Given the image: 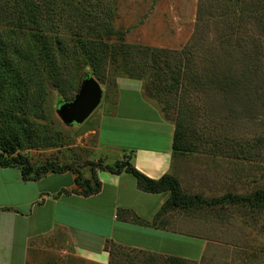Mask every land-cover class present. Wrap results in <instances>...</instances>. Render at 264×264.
Returning <instances> with one entry per match:
<instances>
[{"label": "rangeland", "instance_id": "1", "mask_svg": "<svg viewBox=\"0 0 264 264\" xmlns=\"http://www.w3.org/2000/svg\"><path fill=\"white\" fill-rule=\"evenodd\" d=\"M63 1L59 4H67L76 15L73 24L80 35L92 38L97 46L103 42L116 46V59L102 62L96 72L90 65L80 71L83 79L93 77L103 90L101 104L81 125L64 124L57 109L76 95L83 79L75 86L49 83L43 101L32 98L22 110L11 108L7 99L0 103V130L17 133L22 141L18 153L27 155L35 167L52 160L69 163L88 178L89 161L114 165L125 160L132 151L97 145L96 131L107 116L101 127L108 146L117 145L118 137L131 144L145 142L142 133L108 116L121 101L126 102L124 87L139 85L142 94L136 98L144 103L128 101L131 106L125 104L120 111L133 107L143 116L148 103L174 132L179 129L177 144L183 149L176 152V179L184 198L213 201L228 194L252 197L264 191L263 21L240 20L227 0ZM245 1L249 5L252 0ZM42 3L31 0L23 8L29 19L43 23L34 26L32 33L49 34L53 21L58 24L52 31L69 39L73 30L65 26V16L60 19L55 11L41 12ZM59 4H53L57 12ZM228 9L231 15L223 19ZM119 69L125 74L118 75ZM11 115L23 118L28 136L11 121ZM143 130L155 135L157 144L167 142L166 128L149 124ZM180 210L212 228L206 235L210 248L200 261L165 256L149 260L138 251L116 248L110 264H264V207L196 202ZM132 213L130 217L136 215ZM28 264L93 263L64 252L59 240L44 239L35 244Z\"/></svg>", "mask_w": 264, "mask_h": 264}, {"label": "crops", "instance_id": "2", "mask_svg": "<svg viewBox=\"0 0 264 264\" xmlns=\"http://www.w3.org/2000/svg\"><path fill=\"white\" fill-rule=\"evenodd\" d=\"M125 88L126 102L123 105L121 101L108 116L142 133L145 142L131 144L118 137L117 145L108 146L102 137L104 116L96 131L97 145L132 151L130 162L150 179L158 180L166 174L178 178L173 126L148 103V113L143 116L137 115L133 107L120 111L125 104L131 106L128 101L144 103L136 98L141 93L139 85L128 84ZM149 124L166 128L167 142L157 144L155 135L143 130ZM97 177L100 191L84 196L75 191L81 189L71 172L49 173L37 181H26L19 168L0 165V264H28L35 244L44 239L59 240L64 252L93 264H110L111 254L106 248L110 244L195 262L210 248L211 240L206 235L212 228L205 221L180 209H169L157 217L170 198L169 191L144 192L129 173L98 171ZM121 209L134 212L144 224L131 222L119 214Z\"/></svg>", "mask_w": 264, "mask_h": 264}, {"label": "trees", "instance_id": "3", "mask_svg": "<svg viewBox=\"0 0 264 264\" xmlns=\"http://www.w3.org/2000/svg\"><path fill=\"white\" fill-rule=\"evenodd\" d=\"M41 1L43 2L41 12L45 10L47 13L51 12L53 14L55 11L56 17L60 19L63 15L65 16L66 24L63 23L70 31L71 29L73 30V34H70L69 39H63L59 37L58 33L52 31L53 25L58 24L53 21H50V23L48 21L50 25L49 34L32 33L34 26L40 27L43 23L40 19L37 20L34 17L29 19L27 16L28 12L23 11V8L31 0H0V103L3 104V101L7 99L11 102L9 104L11 108L14 109L19 108L22 110L32 98L36 101H43L46 87H48L49 83L55 87H58L60 81L65 86L79 85L83 79L80 71L87 65L92 66L93 71L96 72L102 62L107 59L110 60L109 58L111 57L112 60L116 59V54L114 53L117 50L116 46L106 42L97 46L92 41V38L86 40L80 35L73 24L77 17L72 9L67 4H63L64 6L59 4L63 0ZM54 3H58L60 6L58 12L53 6ZM227 3H231V6L236 8L237 12H239L240 20L252 19L259 21L260 19V21L264 22V0H252L249 5H247L245 0H227ZM29 11L31 12V10ZM66 11L68 15L65 14ZM230 15L231 11L228 9L223 19ZM59 26H56V28L58 29ZM51 33L58 36H53ZM107 34L110 35V33ZM78 55H81V58H76ZM122 65L126 66L125 63ZM123 70L119 69L118 71L121 72H118V75L125 74L122 72ZM97 77L100 79L99 75ZM11 117V121L18 126L22 134L25 137L28 136L29 133H27V129L23 125V118L17 115H11ZM180 133L179 129H176L173 135V152L175 154L183 149L177 144V141L181 138ZM16 134L10 128L9 130H0V165L5 168H19L22 178L26 181H37L49 173L63 174L71 172L75 175L76 186L81 189V191H75L84 196H91L98 193L101 189V183L97 177L98 171L116 175L127 172L135 177L138 188L144 192H170L169 200L157 213V217L166 213L169 209L190 208L196 202L211 206L229 203L264 207V191L262 190L257 191L252 197L228 194L213 201H206L199 196L186 199L182 195L180 184L175 177L166 174L160 179L154 180L137 170L130 162L133 153L127 156L125 160L114 165H103L102 161H89V178L84 175L79 167L55 160L35 167L27 155L17 152V149L22 146V141ZM119 214H124L131 222L144 224V221L138 216L133 215L130 217L133 214L130 210L121 209ZM106 248L112 256L114 249L121 247L110 244ZM138 252L146 254L149 260H156L162 257L155 253ZM166 258L183 259L179 257Z\"/></svg>", "mask_w": 264, "mask_h": 264}, {"label": "water", "instance_id": "4", "mask_svg": "<svg viewBox=\"0 0 264 264\" xmlns=\"http://www.w3.org/2000/svg\"><path fill=\"white\" fill-rule=\"evenodd\" d=\"M103 98L101 85L87 75L70 101L62 102L57 114L66 125L83 124L98 108Z\"/></svg>", "mask_w": 264, "mask_h": 264}]
</instances>
